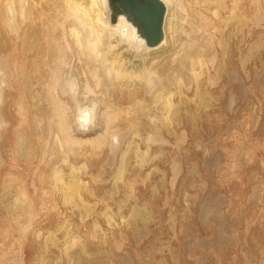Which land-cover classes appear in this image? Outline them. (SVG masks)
Returning <instances> with one entry per match:
<instances>
[{"label": "rangeland", "instance_id": "1", "mask_svg": "<svg viewBox=\"0 0 264 264\" xmlns=\"http://www.w3.org/2000/svg\"><path fill=\"white\" fill-rule=\"evenodd\" d=\"M51 1L32 0L43 17H55ZM187 3L193 7L185 30L199 32L184 68L180 56L171 63L182 80L176 85L171 74L166 84L171 108L158 111L161 103L145 94L142 105H122L113 128L123 139L114 149L108 140L98 148L85 141L100 136L99 127L77 133L81 144L53 139L62 110L72 114L54 90L56 54L38 32L33 46L30 30L13 50L0 23L7 83L0 107V264H264V0ZM161 50L172 60L178 49L151 53ZM15 53L14 65L7 61ZM76 59L73 72L83 77L85 60ZM18 133L25 138L19 151ZM54 172L80 187L73 204L65 203Z\"/></svg>", "mask_w": 264, "mask_h": 264}, {"label": "bare ground", "instance_id": "2", "mask_svg": "<svg viewBox=\"0 0 264 264\" xmlns=\"http://www.w3.org/2000/svg\"><path fill=\"white\" fill-rule=\"evenodd\" d=\"M3 1H4V2H2L3 4L0 3L1 5H3V11H0V23H1L2 28L6 31L7 35L11 37L9 39H11L14 42L13 50L17 49V42L19 40H21L22 37H24V35L26 34V32L28 30H30L31 31L30 34H32V36L30 38H32L33 46H35L34 45V43H35L34 35H36L35 33L38 32L41 34V37L43 36L45 38V40H44L45 45H46L45 49H53L54 55L56 54V60L55 61L57 62V65H55V68L57 67V69L56 70L54 69L55 70L53 72L54 74H52V75H54V90L57 92H60V94L62 96L66 97L68 99V101L72 107V114H71V119H70V115L67 114L66 110H62L60 118L57 121V123L55 121H53V123L54 122L56 123V130H57L56 136H52V137H54L53 139L57 140V138L60 136L62 138V140H64L66 143H68L70 145L81 144L82 142L80 143L74 137L77 133H82V134L87 133L88 134V132H91V131H93L99 127L100 130L103 129V133L100 134V136H98L95 140L91 141V140L87 139L85 141L89 142V145L91 144L92 146H97V148H98V147L102 146L105 143V141L108 140V145L110 144V146L114 149V148H117L119 145H121V141L123 139V136L121 133L123 131L121 130V132H119L121 128H119V131L114 130V128H113V125L115 122V117L121 111L122 105H124L126 103H132L133 105L136 104L137 106L142 105V104H144V102L146 100L145 98H143L142 94H145V95L151 96L153 98V103L155 105L157 103H161L163 109H159V110L157 109L158 111L161 110V112H162V110H164V109L166 110V109L171 108V103H170V99H169V96L171 94L166 92V84H167V82H170L169 77L171 74H174V76L172 77V80L176 83V85L178 84V86H179L182 82L180 74H179V70H178V72L175 73L176 68L173 67L171 65V63H173L177 59V57L180 56V61H179L178 66H179V69L184 68V62L189 59V53L192 49H194V47H191V46L196 42L195 34L199 30L198 28H196L197 30L193 31L194 36L187 34V32L185 30L186 26L191 25L190 13H191V10L193 7V6L191 7V5L187 3L188 0L187 1L185 0L187 4L185 3L184 0H161L166 7V16H165V25H164V40L158 49H165L166 47H168V49H169L168 52H172L174 49H178L177 51H175V55L172 54V55H174L172 60L167 56L171 61H165L166 59H168V58L164 59V56L166 54L165 50H161L159 52L152 54L150 50L144 49L142 46L143 43L138 38L136 30L132 26V24L129 23L123 16H119V15L115 14L114 11L109 7L107 0H52L51 1L52 6H53V9L56 13L55 17H51V16L43 17V14L41 13L40 9L36 6V4L34 2H32V0H3ZM52 6H51V9H52ZM0 9H2V7ZM111 15H114L116 18V20H115L116 22L114 25H112L109 21V17ZM192 19L194 20V16L192 17ZM193 25H195V24H193ZM1 26H0V35H1ZM200 26H199V28H200ZM191 31H192V29H191ZM181 35H184L187 40H186V43L183 41L184 43H181L179 45ZM185 37H184V40H185ZM199 38H201V37H199ZM11 40H9V41H11ZM181 42H182V40H181ZM22 43H24V42H21L20 44H22ZM121 45H125V47L122 48ZM10 46H11V44H10ZM23 46L25 47L27 45H23ZM3 47H1V50L3 49ZM37 47H38V45H37ZM31 51H32V49H31ZM15 55H16V53L12 57H10L8 59V61L7 60L6 61L7 62L11 61V63L14 62L13 60H15L14 59ZM35 57H37V56L35 55ZM76 57H78L79 60L81 57L84 58V60H85L84 67L82 69L83 77H81V75L75 74L76 72L75 73L73 72V70H74L73 64L75 62ZM7 58H5V59H7ZM27 58L25 57V59H27ZM39 58H40V56H39ZM23 59L24 58H22V60ZM50 60H49V62H50ZM192 61L193 60L191 59V63H192ZM7 62H5L3 64H6ZM46 63L47 62H45V64ZM0 64H2V61L0 62ZM14 65H15V62H14ZM17 65L19 67V63ZM25 65H26V63H25ZM46 66H48V64ZM163 66H166V68L164 70H162ZM28 67H29V65H28ZM51 67L52 66H50V68ZM26 68H27V65H26ZM39 68H40V66H39ZM50 68H48V69L50 70ZM53 68H54V65H53ZM2 70H3V67H2V69L0 68V107H1V103L3 102V100H2L3 92H4L3 84H7V83H5L6 81L3 79V74H2L3 71ZM39 70H42V69L40 68ZM51 71L52 70H50V72ZM190 71H191V69H190ZM191 72H193V71H191ZM17 73L18 72L16 71L15 83H16L18 76H20V73H18V75H17ZM38 74H40V73H38ZM25 75H27V74H25ZM6 76L7 75H5L4 77H6ZM24 77L26 78V76H24ZM24 77H23V79H24ZM163 80H164L165 84L163 83ZM44 82H45V80H44ZM48 82H49V80H48ZM9 84H11V83H9ZM18 84H19V81L17 82V86L19 87L20 84L19 85ZM23 84H24V82H23ZM7 86H9V85H6V87ZM43 86L45 87L46 85H43ZM9 87L11 89V86H9ZM50 87H51V85H50ZM52 87H53V85H52ZM46 88H47V86H46ZM20 89H21V87L19 88V90ZM48 89H50V88H47L46 90H48ZM6 90H7V88H6ZM21 94H22V92H21ZM30 94H31V92H30ZM49 95H50V93H49ZM21 96H23V95H21ZM50 97L52 99L54 98L52 96H50ZM14 98L16 99V97H14ZM14 101H18V100H14ZM19 101L22 102L21 100H19ZM48 101H50V100H48ZM20 102H19V105L21 104ZM44 102H45V100H44ZM17 103L15 102V105H17ZM46 103H47V100H46ZM148 105H150V104H148ZM21 106H23V105H21ZM50 106H51V103H50L49 107ZM17 107H18V105H17ZM45 107H46V105H45ZM128 107H131V106L129 105ZM22 109L23 108H21V110ZM103 109L105 111L101 113V111ZM14 110H16V109H14ZM37 110H38V108H37ZM17 111H18V109H17ZM27 113H28V111H27ZM21 114L23 115V111ZM28 114L30 115V113H28ZM43 115H44V113H43ZM24 116H26V115H24ZM31 116H32V114H31ZM48 116H47V118H49V119L53 118L52 116H49V117ZM2 118L0 115V124H3V121L1 120ZM21 118L22 117H20V119ZM42 118H43V116H42ZM100 118H101L102 124H100V122H99ZM127 120H129V118ZM130 120H131L130 123L133 122L132 119H130ZM24 121L25 120L23 119V122ZM122 121H123V118H122ZM127 122H129V121H127ZM118 123H120V122H118ZM42 124H43L42 126H44L43 122H42ZM116 124H115V126H116ZM5 125H6V123H5ZM28 125L30 126V123H28ZM128 125H130V124H128ZM46 126H50L49 123L47 125V122H46ZM32 127H33V125H32ZM116 127H118V126H116ZM43 129H44V127H43ZM129 129H131V128H129ZM45 130H44V132H45ZM36 132H37V130H36ZM42 132H43V130H42ZM32 133H33V131H32ZM48 133H49V131H47V134ZM52 133H53V131H52ZM21 134H23V133H18V135H17L18 151L24 149L23 143L25 142V138ZM33 134H35V132ZM45 134H43V135L45 136ZM54 134L55 133H53V135ZM150 134L147 136V140L152 139V138H150V137H152V134H151V136H150ZM133 135L136 137L139 134H138V132H135ZM45 141H47L46 138H45ZM44 144H45V142H44ZM68 144H66V146ZM62 145H64V143ZM57 146H58V144H57ZM59 149L61 150V148L58 146V150ZM84 149H86V148H84ZM88 149H90V148H88ZM69 150H70V148L68 146V152H70ZM74 150H77V149H74ZM78 150L80 151L79 148H78ZM87 150H86V152H88ZM102 151H101V153H102ZM84 152H85V150H84ZM96 154H97V152H96ZM125 155H126V153H123V155L121 157L120 166H119V168L117 170V174H116V177H117L116 180L117 181L122 179V175L124 172L123 167H124V163H125V159H126ZM63 157H65V156H63ZM85 159H87V158H85ZM86 167L87 166L84 162V164H82V166L80 168L79 167L78 168L82 169V170H84V169L86 170ZM97 170H98V167H97ZM52 178L56 183H58V186L60 184V187L62 188L63 199H64L65 203L66 204H68V203L73 204V202L75 200V196L78 193V189L80 188V187L78 188V185H77L75 179L73 180L71 178L72 181L68 185L66 184L67 185L66 186L62 182L63 180L61 179V176L59 175L58 172H54V175ZM11 184H13V183H11ZM11 184H9V186ZM11 187H12V185H11ZM11 187H9V188L11 189ZM10 189L8 190L9 193H10ZM18 193L20 195V192H18ZM23 193H21V194H23ZM28 193L30 194V192H28ZM15 195H16V192H15ZM24 195H25V193H24ZM25 196H23V197L25 198ZM78 197H76V198L78 199ZM33 199H35V198H33ZM37 200H38V198H37ZM24 201H25V199H24ZM29 203H30V201H29Z\"/></svg>", "mask_w": 264, "mask_h": 264}, {"label": "water", "instance_id": "3", "mask_svg": "<svg viewBox=\"0 0 264 264\" xmlns=\"http://www.w3.org/2000/svg\"><path fill=\"white\" fill-rule=\"evenodd\" d=\"M115 14L123 16L135 28L146 50H156L164 40L166 7L161 0H107ZM114 15L109 17L115 24Z\"/></svg>", "mask_w": 264, "mask_h": 264}]
</instances>
